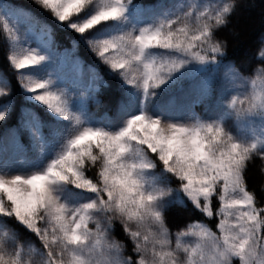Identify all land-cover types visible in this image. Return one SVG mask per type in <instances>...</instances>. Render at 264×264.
Masks as SVG:
<instances>
[{
  "label": "clouds",
  "instance_id": "1",
  "mask_svg": "<svg viewBox=\"0 0 264 264\" xmlns=\"http://www.w3.org/2000/svg\"><path fill=\"white\" fill-rule=\"evenodd\" d=\"M114 2L70 0L66 14L59 0H47L56 17L68 19L82 9L93 12L80 25L86 30L101 23L102 13L96 10ZM241 4L182 0L171 14L138 31L89 43L127 84L155 96L182 69L219 64L228 56L235 44L222 33L239 36L231 25ZM78 23L71 20L69 27ZM242 63L251 64L250 73L232 61L226 66L228 79L221 78L220 88L234 91L224 101L227 111L218 118L196 115L173 122L139 114L114 133L74 128L64 151L38 175L55 166L67 177L61 182L89 195L73 204L51 190L53 202L37 201L31 215L6 204L3 214L25 225L40 243L6 239L9 230L4 229L0 264H264V32ZM49 93L42 91L35 99L75 125L82 123L62 94ZM137 116H145L148 123L142 128L133 124L122 135ZM226 117L232 118L231 124ZM152 121H158L155 129ZM244 121L251 137L232 130ZM178 129L182 131L173 135ZM86 130L101 133V138L75 143ZM170 138L178 140L179 147H170ZM69 153L71 161L61 166L59 161ZM253 169L258 182L250 184ZM189 205L199 218L189 213L183 224L174 226L170 212H183Z\"/></svg>",
  "mask_w": 264,
  "mask_h": 264
},
{
  "label": "rangeland",
  "instance_id": "2",
  "mask_svg": "<svg viewBox=\"0 0 264 264\" xmlns=\"http://www.w3.org/2000/svg\"><path fill=\"white\" fill-rule=\"evenodd\" d=\"M28 1L53 14L51 8H45L42 4L35 3V0ZM95 2L99 0H94ZM121 2L125 8L121 16L114 20L102 21L83 34L86 46L105 68L120 80L122 87V97L114 112L97 116L89 108L88 102L93 99L91 102L96 105L95 92L98 90L99 77L95 70L85 66L72 50L52 49L45 31L38 29L27 13L0 1V29L4 34L9 60L16 71L26 102L20 106L17 123L0 134V177L10 180L17 175L25 177L43 173L51 161L64 151L67 141L74 135V128L88 126L114 133L123 128L129 118L139 114L173 122H182L195 118L196 115L211 120L225 114L227 109L224 101L234 91H221L220 88L221 78L228 79L225 75L228 64H193L182 69L171 81L157 89L155 96H145L127 84L118 70L112 69L103 61L93 50L90 40L95 42L129 31H138L140 27L154 23L166 13L171 14L182 0H162L146 7H133L131 0ZM84 13L85 9L80 13H73L69 20H77L83 17ZM54 17L59 24L72 29L67 21L61 22L55 15ZM29 54L42 56L44 59L36 64L29 63L23 68H16L14 61H19ZM41 82L46 85L44 89H36L35 92L29 90L31 86ZM5 85L0 75V112L5 113L4 119L0 120V128L9 121L12 109L11 103L4 101ZM42 91L62 94L68 100L69 110L79 116L82 123L75 125L71 120L59 116L37 101L35 96ZM36 107L41 112H38ZM226 120L232 123L231 117H226ZM232 130L237 136L248 138L252 135L247 121L242 122L239 129L233 126ZM163 176L162 173V179ZM68 186L71 185L58 182L52 184L50 189L54 194L62 193L61 199L73 204L82 202L89 195L80 194V190L69 189ZM4 187L20 188V185L6 184ZM1 194L8 200L7 191L0 190V196ZM19 194L13 193L14 196Z\"/></svg>",
  "mask_w": 264,
  "mask_h": 264
},
{
  "label": "trees",
  "instance_id": "3",
  "mask_svg": "<svg viewBox=\"0 0 264 264\" xmlns=\"http://www.w3.org/2000/svg\"><path fill=\"white\" fill-rule=\"evenodd\" d=\"M7 5L27 13L35 23L38 29H42L47 34L49 45L57 51L72 50L76 53L78 59L88 67L93 68L98 77V90L95 92L96 105L90 99L89 108L97 115H110L115 110L118 102L122 97V87L120 80L111 74L105 66L100 62L99 58L90 51L83 41L84 35L77 33L75 30L68 29L59 24L54 15L50 12L41 9L28 0H0ZM161 0H131V5L148 6L156 4ZM255 3V7L251 5ZM231 27L239 33L238 37H233L231 33H222L230 43L235 44L228 56L224 57L219 63L220 65L228 64L229 61L240 65L241 70L245 73H250L251 64L245 67L242 61L249 58L250 50L255 48L261 32H264V0H242V4L237 14L233 17ZM0 75L6 83L4 87L5 102H10L12 109L9 121L0 128V134L9 127L17 123L16 118L19 116L20 106L25 104L23 97L22 86L16 75V71L10 63L8 49L3 32L0 29ZM36 110L41 112L37 107ZM159 171V170H158ZM258 182V177L255 175L254 169L251 170L249 183ZM73 189L72 186H68ZM76 190V189H73ZM3 203L11 204L4 195L1 194ZM198 219L199 216L194 211H191V205L185 211L173 210L170 212V222L175 226L183 224L187 216ZM8 229L5 234L6 239H18L23 244L34 243L39 245L37 236L29 230L25 225L15 221L9 216L0 213V232Z\"/></svg>",
  "mask_w": 264,
  "mask_h": 264
},
{
  "label": "snow or ice",
  "instance_id": "4",
  "mask_svg": "<svg viewBox=\"0 0 264 264\" xmlns=\"http://www.w3.org/2000/svg\"><path fill=\"white\" fill-rule=\"evenodd\" d=\"M41 4L45 8H50L47 0H40ZM59 3L61 5H64L65 7L62 9L66 14L70 11V0H59ZM125 8L121 0H115L113 4L110 6L102 7L97 9L96 11H99L102 13L101 15V22L102 21H108L109 17H115L118 18L121 16L124 12ZM51 11L55 14V10L51 8ZM93 12H85L84 16L77 19L79 23L75 26H72L71 28L74 29L77 33L84 34L86 32V29L82 28L80 25H82L87 19L93 15ZM59 21L65 22L67 21L70 23L71 20L66 19L65 16H58L57 17ZM44 59L42 56H37L35 54H29L25 56L23 59H20L19 61L15 60V66L16 68H23L26 64L33 63L36 64L40 60ZM203 60V57L200 58ZM46 87L45 83H36L31 88H29L30 91H32L33 88L35 89H44ZM48 95H54L53 93H49ZM5 117V113L0 112V120H3ZM145 123H148L147 118L145 116H137L135 120L132 121L131 124L128 125V129L125 130L122 135L128 134V131L131 129L132 125L135 124L137 128H142ZM158 126V121H152L150 124V127L155 129ZM180 131V129L177 130L176 133H173V135H177ZM101 138V133L99 132H89L85 131V133L75 141V143H83L85 141L91 140L93 143H95L98 139ZM196 141L194 140L193 143ZM170 147H179V141H173L171 138L168 141ZM200 149H195L194 154L196 152H199ZM72 156L69 153L67 156L63 157L59 163L61 166H64V162L71 161ZM67 170L69 172H72L73 169L70 166V163L67 165ZM54 178V179H52ZM67 180V177L63 175L60 171H58L55 166L49 167L48 171L44 175H38L34 174L31 178H25L22 176H14L10 180L4 177H0V190H5L8 192V200L11 201L13 204V210L20 211L21 213H27L31 215L32 211L36 209L37 201L43 205L45 202L52 203V196H51V189L48 187V184L52 182H61ZM47 181V183H46ZM74 183L76 181H73ZM6 184H11L13 186L20 185V188L12 187L5 189ZM22 185H24L22 187ZM21 189L23 190L21 192ZM20 193L19 195H13V193ZM5 203H3V198L0 197V213H3L5 211ZM21 219H23V216H21Z\"/></svg>",
  "mask_w": 264,
  "mask_h": 264
}]
</instances>
